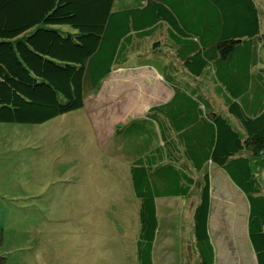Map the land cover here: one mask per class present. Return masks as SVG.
Here are the masks:
<instances>
[{"label":"trees","instance_id":"16d2710c","mask_svg":"<svg viewBox=\"0 0 264 264\" xmlns=\"http://www.w3.org/2000/svg\"><path fill=\"white\" fill-rule=\"evenodd\" d=\"M138 67L172 93L112 134L129 156L135 264L181 262L182 223L157 200L192 195L195 264H215L211 167L245 197L264 264V0H0V123L80 109L112 71Z\"/></svg>","mask_w":264,"mask_h":264},{"label":"rangeland","instance_id":"374dc122","mask_svg":"<svg viewBox=\"0 0 264 264\" xmlns=\"http://www.w3.org/2000/svg\"><path fill=\"white\" fill-rule=\"evenodd\" d=\"M171 93L152 68H119L80 109L36 125L0 123V264H135L129 156L112 134ZM263 164L257 172L264 187ZM210 174L217 264H250L246 199L219 169ZM172 199L157 204L180 217V264H195L197 198Z\"/></svg>","mask_w":264,"mask_h":264},{"label":"crops","instance_id":"0c3cea01","mask_svg":"<svg viewBox=\"0 0 264 264\" xmlns=\"http://www.w3.org/2000/svg\"><path fill=\"white\" fill-rule=\"evenodd\" d=\"M233 187V186H232ZM234 189H236V188H234ZM237 190V189H236ZM238 191V190H237ZM165 199H172V198H165ZM165 199H158L157 200V203L159 202V201H161V200H165ZM175 199H178V197L177 198H175ZM181 199H183V198H181ZM173 200V199H172ZM196 203V202H195ZM172 211H170V213H171ZM172 214V213H171ZM192 214V213H191ZM173 215H177V214H173ZM178 216V215H177ZM179 217V216H178ZM179 219H180V217H179ZM180 234H182V232L180 233H178V244H179V248H180V253H181V257H182V259H181V262L179 261V263L178 264H180V263H183L184 261H183V258H184V254H183V250H182V244H183V242H181V239H180ZM191 236H192V227H191ZM172 238H170V237H168L167 239H165V245L167 246H171V243H172V240H171ZM192 239H193V237H192ZM166 240H168L167 242H166ZM245 249V248H244ZM168 250V249H167ZM245 251H246V249H245ZM247 252V251H246ZM214 256H215V264H217V259H216V253H215V249H214ZM169 257V255L164 259V261H162L163 263H161V264H173L174 263V261L173 260H171L172 258H168ZM249 257V256H248ZM251 258H252V262L250 263V264H254V258H253V255H251ZM170 259V260H169ZM195 259H196V256H195Z\"/></svg>","mask_w":264,"mask_h":264}]
</instances>
